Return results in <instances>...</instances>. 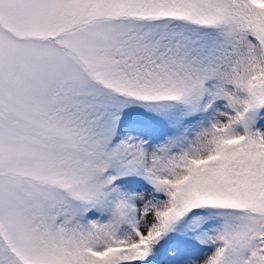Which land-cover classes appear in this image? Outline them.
<instances>
[{
  "label": "snow or ice",
  "instance_id": "6c2138e0",
  "mask_svg": "<svg viewBox=\"0 0 264 264\" xmlns=\"http://www.w3.org/2000/svg\"><path fill=\"white\" fill-rule=\"evenodd\" d=\"M0 264H264V0H0Z\"/></svg>",
  "mask_w": 264,
  "mask_h": 264
}]
</instances>
